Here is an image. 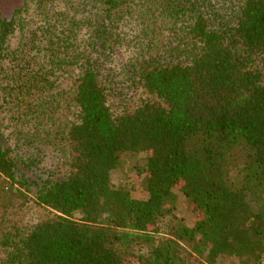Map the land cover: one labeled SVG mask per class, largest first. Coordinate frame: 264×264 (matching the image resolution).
Returning a JSON list of instances; mask_svg holds the SVG:
<instances>
[{"label": "trees", "instance_id": "1", "mask_svg": "<svg viewBox=\"0 0 264 264\" xmlns=\"http://www.w3.org/2000/svg\"><path fill=\"white\" fill-rule=\"evenodd\" d=\"M0 264H264V0L0 13Z\"/></svg>", "mask_w": 264, "mask_h": 264}, {"label": "rangeland", "instance_id": "2", "mask_svg": "<svg viewBox=\"0 0 264 264\" xmlns=\"http://www.w3.org/2000/svg\"><path fill=\"white\" fill-rule=\"evenodd\" d=\"M21 0H0V13L9 15V13L19 5ZM46 160H42L48 166H54L58 160L49 150H45ZM142 153L129 152L122 156V165L112 171L111 177L115 183L123 182L131 185V193L136 198H146L147 190L144 184V170H143V157ZM47 162V163H46ZM42 164V163H40ZM179 195V194H178ZM40 210L30 206V210ZM176 213L181 216L185 223L192 225L196 214L194 211L187 207L186 201L182 195L178 197V204L176 206Z\"/></svg>", "mask_w": 264, "mask_h": 264}]
</instances>
